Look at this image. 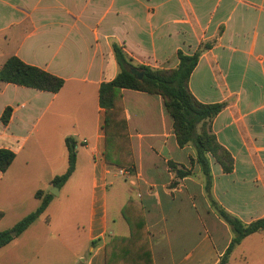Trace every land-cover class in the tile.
Listing matches in <instances>:
<instances>
[{"label":"crops","instance_id":"1","mask_svg":"<svg viewBox=\"0 0 264 264\" xmlns=\"http://www.w3.org/2000/svg\"><path fill=\"white\" fill-rule=\"evenodd\" d=\"M113 44L134 65L160 70L178 68L179 52H201L190 90L201 103L225 104L210 130L234 160L226 173L209 156L211 198L245 224L264 217V0H0V69L17 57L65 81L58 93L0 82V149L16 155L0 172V232L40 206L38 191L52 194L71 137L76 170L47 210L63 209L64 193L74 209L85 197L88 249L83 260L73 252L74 264H105L111 238L131 233L124 209H143L155 264H219L233 233L212 206L195 147L179 146L161 96L123 90L134 170L121 178L106 162L100 87L120 72ZM51 222L38 218L1 248L0 264H32L31 234ZM226 264H264V233L244 239Z\"/></svg>","mask_w":264,"mask_h":264},{"label":"trees","instance_id":"2","mask_svg":"<svg viewBox=\"0 0 264 264\" xmlns=\"http://www.w3.org/2000/svg\"><path fill=\"white\" fill-rule=\"evenodd\" d=\"M116 61L120 67L119 74L110 82L100 87V105L105 109L106 162L129 171L134 170V153L128 120L123 99V90L129 89L152 95H159L164 106L173 119V127L179 146L191 144L196 149V161L206 177V189L212 206L218 216L231 228L233 238L219 264H226L230 254L247 237L264 233V217L245 224L231 215L211 198L212 176L209 156L211 155L222 166L224 172L231 173L234 168L232 155L219 144L210 130L211 121L225 108V104H204L196 99L190 90V78L198 65L201 52L193 55L178 53L180 60L176 69L160 70L144 65H134L123 50L113 44ZM0 82L15 84L43 92L58 93L65 81L41 68L28 65L17 57L9 58L0 69ZM11 107H7L2 116L6 125L9 122ZM73 138L66 139L68 151V168L66 172L52 180V185L62 188L76 170L77 151ZM16 155L8 149H0V172L5 173ZM171 169L177 170L175 164ZM190 171L178 169L179 177L188 176ZM40 206L20 220L11 229L0 232V249L10 244L15 237L25 232L48 208L53 195L44 196L38 191ZM131 233L129 236H114L106 244L105 264H155L146 227L143 209H124ZM4 212L0 210V221ZM16 236L13 237L12 233ZM95 241L92 245H95Z\"/></svg>","mask_w":264,"mask_h":264},{"label":"rangeland","instance_id":"3","mask_svg":"<svg viewBox=\"0 0 264 264\" xmlns=\"http://www.w3.org/2000/svg\"><path fill=\"white\" fill-rule=\"evenodd\" d=\"M120 171L121 169L118 168V176L127 179V176L121 175ZM72 186L73 183L66 190L71 191ZM83 198L77 202L79 207L74 209L75 199L73 200L72 197H68L67 193H64L59 199L64 202L63 209H49L39 217V222H52L47 229L39 228L36 230L37 233L32 232L31 234L34 241L32 264H74L76 257L73 256V252L77 248L81 251V260L85 258L88 249L86 226L89 209H86V199ZM49 214H53L50 221H48ZM77 222L80 223L78 228Z\"/></svg>","mask_w":264,"mask_h":264},{"label":"water","instance_id":"4","mask_svg":"<svg viewBox=\"0 0 264 264\" xmlns=\"http://www.w3.org/2000/svg\"><path fill=\"white\" fill-rule=\"evenodd\" d=\"M52 194H55V195H58L59 194V189L58 188H54L52 191H51ZM12 236L15 237L16 236V233L13 232L12 233Z\"/></svg>","mask_w":264,"mask_h":264},{"label":"built area","instance_id":"5","mask_svg":"<svg viewBox=\"0 0 264 264\" xmlns=\"http://www.w3.org/2000/svg\"><path fill=\"white\" fill-rule=\"evenodd\" d=\"M120 174L123 176H128L130 174V171L126 169H121Z\"/></svg>","mask_w":264,"mask_h":264}]
</instances>
